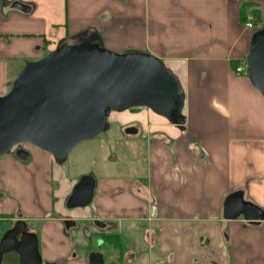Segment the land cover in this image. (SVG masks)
<instances>
[{
	"label": "crops",
	"instance_id": "1",
	"mask_svg": "<svg viewBox=\"0 0 264 264\" xmlns=\"http://www.w3.org/2000/svg\"><path fill=\"white\" fill-rule=\"evenodd\" d=\"M243 3L254 29L240 22ZM263 28L264 0H0V96L26 63L66 42L151 54L183 96L180 123L147 107L120 122L108 117L109 140L127 139L126 150L146 140L139 161L113 151L100 171L75 165L69 175L30 144L27 161L14 151L0 157V240L24 221L42 264H89L93 252L105 257L92 249L102 239L98 220L121 246L107 245L117 254L107 264H264V220L224 217L234 192L264 209V98L246 74L250 41ZM131 125L136 132L126 133ZM122 160L132 174L122 172ZM87 174L96 183L92 202L69 208Z\"/></svg>",
	"mask_w": 264,
	"mask_h": 264
},
{
	"label": "water",
	"instance_id": "2",
	"mask_svg": "<svg viewBox=\"0 0 264 264\" xmlns=\"http://www.w3.org/2000/svg\"><path fill=\"white\" fill-rule=\"evenodd\" d=\"M13 7L30 11L19 2ZM246 72L264 98V28L250 41ZM182 101L178 80L161 59L141 52L119 54L99 44L76 46L66 42L26 63L10 91L0 96V157L13 152L16 146L30 144L63 163L77 146L107 130L110 110L147 107L180 123ZM14 153L22 161L29 159V152L23 148ZM95 184L93 176H82L68 207L89 205ZM240 216L258 224L264 220V209L246 201L242 192H234L224 202V217ZM65 225L73 226L68 222ZM9 252L19 255L20 264H42L38 237L24 221L3 234L0 264ZM89 264H104V256L91 253Z\"/></svg>",
	"mask_w": 264,
	"mask_h": 264
},
{
	"label": "rangeland",
	"instance_id": "3",
	"mask_svg": "<svg viewBox=\"0 0 264 264\" xmlns=\"http://www.w3.org/2000/svg\"><path fill=\"white\" fill-rule=\"evenodd\" d=\"M140 109L141 108H135V109L127 110L125 112L117 111V110H110V113H109L110 121L120 122L122 121V119L126 120L125 117H127L126 116L127 114L129 113L132 114ZM126 140L127 139H123L122 143L114 142L108 139L107 132H103L97 138L83 142L82 144L77 146L74 150L70 152V154L67 156V159L63 163H60V164L66 170V172H68L69 175H71L73 172L72 170L70 171V168H72V166H75V165H78L76 168V171L79 173L81 171H88L91 173L94 170L97 171L99 169V164H101L100 160H102L103 157L111 155L113 151L119 152L121 150L122 155L126 154L129 156V158L137 159V161H139L140 157L145 156L140 153L142 152V149H145L144 142H146V140L139 139L137 146L139 145L140 147L138 148L136 146L134 149L131 148L128 150L124 149V145H123V143ZM78 157H81L80 159L81 161H77ZM97 163L99 164L97 165ZM143 163L145 164V162ZM142 170L146 171L143 167H142ZM122 172L127 173V174L133 173V172H129V169L123 166V160H122ZM92 249L102 251L105 254L106 260L108 259L107 257H109L108 255L110 256L112 255V257H116L117 255L116 252L112 248H109L107 246V244L98 243L97 238H94L93 240ZM9 254L11 253L9 252L4 256L3 264H17V262H15L16 257H14V255H9Z\"/></svg>",
	"mask_w": 264,
	"mask_h": 264
},
{
	"label": "trees",
	"instance_id": "4",
	"mask_svg": "<svg viewBox=\"0 0 264 264\" xmlns=\"http://www.w3.org/2000/svg\"><path fill=\"white\" fill-rule=\"evenodd\" d=\"M249 6H250V4H248V3H246V4L243 3L241 5V9H240V22L242 24H245L247 22L246 11H247V9H248ZM254 16L259 19V15L256 12H254ZM102 238H103L104 244L112 245V247H114L116 250L120 251V247L121 246L117 242L118 240H117V236L115 234L110 235V236L104 235V236H102Z\"/></svg>",
	"mask_w": 264,
	"mask_h": 264
},
{
	"label": "flooded vegetation",
	"instance_id": "5",
	"mask_svg": "<svg viewBox=\"0 0 264 264\" xmlns=\"http://www.w3.org/2000/svg\"><path fill=\"white\" fill-rule=\"evenodd\" d=\"M136 128L133 126V125H131V126H127L126 127V133H134V132H136ZM23 145L24 144H22V145H20V146H16V147H14V151L16 150V149H18V148H23ZM65 222H68V224H73V226H74V222L73 221H70V220H67V221H65ZM65 222H64V225H65ZM100 223V224H99ZM94 225V227L96 228V229H98L99 230V232H100V236L102 237V236H104L105 234H104V231L106 230L105 229V224L103 223V222H101V221H95V223L93 224ZM14 227V224L12 225V227H10L9 229H11V228H13ZM65 227H66V225H65ZM71 228V226L69 227V228H67L66 227V229H70ZM101 243H104L103 242V238L100 240V244ZM98 253H100V252H98ZM102 254V253H101ZM103 255V254H102ZM104 256V255H103ZM107 264V262H106V260H105V257H104V264ZM114 264V263H113Z\"/></svg>",
	"mask_w": 264,
	"mask_h": 264
},
{
	"label": "built area",
	"instance_id": "6",
	"mask_svg": "<svg viewBox=\"0 0 264 264\" xmlns=\"http://www.w3.org/2000/svg\"><path fill=\"white\" fill-rule=\"evenodd\" d=\"M245 25H246L247 28L254 29V24H253L252 21H248ZM237 71L238 72H242V69L241 68H238Z\"/></svg>",
	"mask_w": 264,
	"mask_h": 264
}]
</instances>
